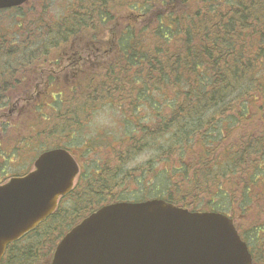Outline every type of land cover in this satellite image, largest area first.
Wrapping results in <instances>:
<instances>
[{
  "label": "trees",
  "instance_id": "1",
  "mask_svg": "<svg viewBox=\"0 0 264 264\" xmlns=\"http://www.w3.org/2000/svg\"><path fill=\"white\" fill-rule=\"evenodd\" d=\"M118 1L121 2L80 0L79 6L72 7V16L59 14L50 18L49 22L44 21L45 38L39 45H33L34 50H29V53L35 56L48 55L61 44L69 42L71 36L81 30L85 33L95 29L99 23L106 22L111 8ZM142 1L141 6L139 3L132 5L135 9H141V19L144 20L142 11L145 6L154 4L149 0ZM184 1L185 9L181 13L162 18L158 17L162 13L160 12L155 19L158 20L156 24L155 20H147L150 23V26H146L149 32H145V29L139 32L132 26L127 27V32L123 31L121 37L111 43L113 47L118 42L119 48L114 51L113 60L104 67V73L97 75L95 72H87L92 74L91 91L100 85L99 94L88 96L87 103L95 104L100 101L118 106L119 122L124 129L119 138L121 141H133L124 152L129 159L134 158H131V153L140 150L139 146L152 149L163 141L165 143L162 149L167 155L175 153L176 150L179 152L184 166L175 168V174L180 171L179 184H176L173 178L171 180L166 179V176L162 177L169 173L166 168L163 172L155 173L156 162L151 164V159L139 166L141 174L138 182H146L156 188L164 184L162 188H158L160 191L156 197L186 208L193 206L195 199L203 201L210 197L206 210L222 211L239 221L240 208L237 210L229 203L228 192L224 190L222 183H216L225 174L220 172L215 175L211 172L213 167L222 169L229 163L225 165L219 155L208 163L207 158L214 152L208 150L206 154L200 155L194 167L195 163L190 160L184 162L185 153L182 152V147L184 143L190 144L195 134H199L198 139L204 144L211 143L212 140L219 143V135L214 136L213 132L222 134L225 119L229 121L228 113L238 103L240 116L243 111L249 112L250 107L264 111V102H259L257 96L263 88L259 73L264 67V0H211L214 3L209 4L213 6L207 10L204 9L207 6V3H203L205 0H196L197 6L193 10L185 7L191 0ZM148 13L149 11L144 14ZM14 20L19 24L15 17ZM24 33L20 27L8 35L13 34V39L17 42ZM16 42L3 38L2 44L0 43V63L4 62L9 66L13 62L16 56V46L13 44ZM27 50L28 48H24L21 55ZM35 56L27 57L22 70L33 63L30 61ZM24 57H21V62ZM0 81H4L3 78H0ZM124 106L131 110V114L123 113ZM61 114L57 117L59 129H55V133L62 134L65 126L81 125L79 117ZM262 121L264 123L263 119ZM170 136L171 139H168ZM169 140L173 142L172 146L167 142ZM243 144L237 154V171L242 165H249L252 161L257 164V181L261 180L264 177V130L258 136L248 137ZM36 145V148L32 145H29V148L38 147L39 150H44L57 147L58 142L43 141L37 142ZM22 150L24 149L18 148L16 153L19 154ZM121 157L119 156L118 163L123 159ZM229 159L231 160V157ZM200 160L201 170L197 168ZM108 167L113 168L110 165ZM135 171H138V167L122 169L121 164L115 166V169L107 170L106 167L98 177L91 176L86 180L90 181L89 190H85V193L81 190L75 193L70 205H65L66 200L63 201L42 226L28 234L26 247H18L21 242L10 245L1 264H40L48 253L46 248L54 250L57 241L69 228L95 209L104 203L132 201L127 198V188L124 189L123 186L130 182V177ZM238 179L244 182L243 179ZM154 180L157 181L155 185ZM214 187L218 189L215 193L212 190ZM117 188L120 190L116 191ZM215 195L219 199L224 198L229 204L219 201L218 203L223 205L217 207L213 202ZM263 195L264 193H261L257 198L262 199ZM242 202V205H245L247 201ZM77 203L78 207L75 206ZM257 203V209H260V200ZM243 210H246V207ZM240 229L252 250L254 264H264V223H259L250 231L242 226Z\"/></svg>",
  "mask_w": 264,
  "mask_h": 264
},
{
  "label": "rangeland",
  "instance_id": "2",
  "mask_svg": "<svg viewBox=\"0 0 264 264\" xmlns=\"http://www.w3.org/2000/svg\"><path fill=\"white\" fill-rule=\"evenodd\" d=\"M142 2V0H121L120 3L119 1L114 3L106 22L99 23L93 30L85 33H82L84 30H81L80 33L72 35L73 43L69 41L68 44H61L57 49L51 51L47 60L42 58L39 61L33 62L32 66H28L24 70L22 69L25 66L27 57L35 56L31 55L29 50L33 51V45H39L43 38H45L44 21L49 22L50 18L59 14L72 16V7L74 5L79 6L80 0H31L21 6L19 10L9 9L0 13L1 44L5 37L10 42H16V39H13V34L8 35L9 32L14 33L20 27L25 32L19 41L13 44L16 46V56L13 58V62L9 66L4 62L0 63V78L4 80L0 81V98H4L0 99V114L7 112L13 102H16L19 98L22 99L21 103L17 106V110L20 108L18 113L21 112V115H16L15 118H0L1 148H4V150H0V166L5 167V170L8 169L9 172H19L24 166L17 165L28 161L26 166H28L27 171H29L34 168L33 162L36 156V152L33 151L36 149L28 147L29 142L17 143L19 148H26L25 152L22 150L21 153L17 154L14 148L16 141H8L3 137L4 135L16 140L20 137L18 136L19 134H14L15 131L25 129L28 132L31 130L30 141L37 138L50 143H53V141L62 142L63 137L72 135L71 143L75 147L77 146L76 150H82L80 151V163L85 173L76 177L74 182L76 191L69 198H66L65 205L72 203L75 193H79L80 190L85 193V190H89L88 183L90 181L87 182L85 180L87 174L90 175L89 170L92 173L98 170L104 172L106 167L107 170H110L115 169V166H120L121 164L122 169L131 166L138 167V171L133 172L132 177H130V182L123 186L124 189L127 188V198L132 201L155 198L156 194L160 191L159 189L164 185L162 184L158 189L152 184L150 185L146 182L142 184V182L137 181L141 174L139 166L145 164L150 159L152 160L151 164L154 161L156 162L154 166L155 173L163 172L166 168L169 173L162 177L166 176V179L171 180L173 178L176 184H179L180 171L175 174V168H182L184 166H182V159L177 150L175 153L167 155L166 151L162 149L165 141L158 143L152 149L141 145L138 147L140 150L136 153H131V158L132 156L134 158L129 159L127 153L124 154V152L133 144V141L128 139L121 141L119 138L123 134L124 129L119 122L118 106L115 107L109 103H101L100 101L95 104L87 103V97L99 94L100 89V85L98 84L97 88L91 91L92 74L89 75L87 72H95L97 75L104 73V67L113 60L114 51L119 48L118 42L113 47H111V43L116 42L127 27L131 28L132 26L137 31L145 29V32H149L146 26H150V23L147 20H155L158 17L163 18L170 14L175 16L176 13H181L185 9L183 7L185 4L184 0H149L154 5L148 4L150 9L148 6H145L142 11L144 15L143 20L141 19V9H135L132 5L133 3H139V6H141ZM211 2L214 3L211 0L203 2L207 3V6L204 8L205 10L212 8L213 4H209ZM195 6H197L196 0H191L188 5H185V7H189L191 10ZM147 11L149 13L144 14ZM160 12L162 13L158 16ZM14 17L19 24H16ZM157 21H154L155 24ZM27 27L28 32H26ZM28 45L29 47H27ZM24 48H28V50L24 55H21ZM22 56L25 57L21 62ZM79 56L82 58H77ZM82 59L83 61H81ZM76 64H79V68L75 71L73 65ZM259 76L261 86L264 88V67L260 71ZM263 88L260 94H257L259 97L258 101L261 103L264 102ZM81 101L85 103H81ZM4 102L6 103L5 106H3ZM239 105L240 103L228 113L227 117L229 121L227 122L225 119L222 134L217 131L213 132L214 136L219 135V143H217V140H212L211 143L204 144L198 139L199 134H195V138L190 143L191 145L188 143L183 144L182 152L185 153L184 162L190 160V162L195 163L194 167L197 161H199L197 159L200 158V155L206 154L208 150L209 152L214 151L207 158L208 163H211L213 158L215 156L217 158L218 155L223 159L222 161L225 162V165L227 162L229 163L222 169L216 168L217 166L213 167L211 172L215 175L220 172L221 174H225L216 183H222L224 190L228 192L229 203H232L233 207L237 210L238 207L240 208L241 214L239 216L241 219L239 221L236 220L238 225L250 231L255 229L259 223H264V195L262 199L257 198V195L264 193V181L262 180L264 177L257 181V164H253L252 161L249 165H242L237 171L239 167L237 154L241 151L240 148L244 146L243 143L248 137L258 136L264 130V123L262 121V119L264 120V111H259L256 107H250L249 112L243 111L241 113L242 116H240ZM78 107L81 109H78ZM125 107L123 108V113L126 115L131 114V110ZM70 111H74L75 113H70ZM59 113H67L69 117H79L78 120L81 122V125L65 126L63 127L62 134L55 133V129H59V124H57ZM10 122L12 124H9ZM7 125H18V127L16 126L17 129L10 127L8 131L4 132V128ZM51 126H53L52 136L49 132L45 133V130ZM202 132L204 133L205 129ZM200 134L202 135V133ZM168 139H171V136ZM167 142L172 146L173 142L171 140ZM167 146H169L168 143ZM177 147L180 149L179 145ZM11 148L14 149L10 150ZM28 150L30 153L27 155ZM119 156H122L123 159L118 163ZM229 157H231V160ZM11 159L19 161L16 164H9L8 162ZM4 162L7 163L4 164ZM109 165L113 168H109ZM201 165L200 160L197 167L199 170H201ZM4 176L6 174H3ZM92 176H96V174L93 173ZM237 177L243 179L244 182H240ZM156 183L157 181L154 180V185ZM119 190L117 188L116 191ZM212 190L214 193L218 191L217 187L212 188ZM248 191L249 193L247 194ZM217 197L215 195V200L213 201L217 204V207L223 205L222 203H218L219 201L227 205L229 204L224 198L221 197L219 199ZM209 200H211L210 197L203 201L195 199L196 205L194 204L189 208L198 211L206 210L208 209L206 208V204ZM242 200L249 203L245 202V205H242ZM258 200H260V209H257ZM75 206L78 207V203ZM244 207H246V210H243ZM52 250L53 248L51 250L48 247L46 248L48 253H46L44 260L40 264L50 263Z\"/></svg>",
  "mask_w": 264,
  "mask_h": 264
},
{
  "label": "water",
  "instance_id": "3",
  "mask_svg": "<svg viewBox=\"0 0 264 264\" xmlns=\"http://www.w3.org/2000/svg\"><path fill=\"white\" fill-rule=\"evenodd\" d=\"M28 0H0V10ZM37 169L0 184V261L9 243L33 230L73 187L79 165L69 151L48 150ZM51 264H253L233 220L190 211L162 198L101 206L59 241Z\"/></svg>",
  "mask_w": 264,
  "mask_h": 264
},
{
  "label": "flooded vegetation",
  "instance_id": "4",
  "mask_svg": "<svg viewBox=\"0 0 264 264\" xmlns=\"http://www.w3.org/2000/svg\"><path fill=\"white\" fill-rule=\"evenodd\" d=\"M70 42L72 43V40H70ZM66 44H68V42L66 43ZM47 57H49V55H37V56H35V57H33L32 58V60L30 61V62H36V61H39V60H41L42 58H44V59H46L47 60ZM76 58V57H75ZM77 58H79V59H81L82 57L81 56H79V57H77ZM81 61H83V59L81 60ZM33 64V63H32ZM79 64H76V65H73V68H74V70L76 71V69L77 68H79V66H78ZM28 66H32V65H28ZM28 66H26V67H28ZM27 99V98H26ZM19 100V101H18ZM16 102H13V104H12V106H10L9 108H8V111L7 112H2L1 114H0V118H2V119H8V118H12V117H14L15 118V116L16 115H21V112L20 113H18L19 112V110H20V108L17 110V106L21 103L20 101L22 100L21 98H19ZM6 104V103H5ZM5 104L3 105V106H5ZM16 110H17V112H16ZM23 116H24V114H23ZM45 118H46V116H45ZM13 121H15V120H13ZM9 124H12V122H10ZM7 126H9V125H7ZM7 126H5V128H4V132L5 131H7ZM15 126H17L18 127V125H15ZM14 125L12 126V127H15ZM31 131V130H30ZM30 131H25V129H23V130H20L19 132H18V136L20 137V138H18V139H16V140H13V139H11V138H8L6 135H4L3 137L4 138H6L8 141H16L15 142V144H14V148H15V150H17L18 148H19V146H17V143H26V142H29V144L30 145H32V147H35L36 148V143L37 142H43V140H39V139H35V140H31L30 141V138H31V136H30V134H31V132ZM36 131V130H35ZM50 133L51 134V136H52V132H53V126H51L49 129H46L45 130V133ZM14 134H16V133H14ZM71 138H72V135L70 136V135H66L65 137H63L62 138V144H65V147L67 148V149H69V151L72 153V155L74 156V158L76 159V161L78 162V164H79V167H80V171H79V174L78 175H81L82 173H85L84 172V170H83V168H82V165H81V163H80V151H82L81 149L80 150H76V147L73 145V143H71ZM1 141H2V139H0V144H2L1 143ZM22 141H24V142H22ZM14 148H11L10 150H12V149H14ZM20 149H24L23 150V152H25L26 151V148L24 147V148H20ZM34 151V150H33ZM28 152H30L29 150L27 151V155H28ZM35 152H36V150H35ZM83 152H84V150H83ZM83 155V154H82ZM25 157V156H24ZM19 160H21V158H19ZM19 160H11V164H16V163H18V161ZM27 163H28V161L25 163V162H23V163H19L17 166H20V165H23L24 167H22L21 168V170L19 171V172H17V173H11V174H7V173H5L6 174V176H4V177H0V183H3V182H6L7 181V179L9 178H11V177H13V176H21V175H25V174H27V173H29L32 169H30L29 171H27V169H28V166H26L27 165ZM27 171V172H26ZM89 173H90V175H88L87 174V176L85 177V180H88L89 178H91V176L93 175V173L94 174H96V177H98V175L101 173L99 170L98 171H96V172H91V170H89ZM77 175V176H78ZM76 176V177H77ZM93 177H95V176H93ZM8 179V180H9ZM6 180V181H5ZM76 191V186L75 185H73V188H72V190L69 192V193H67L64 197H62L61 198V202H63V201H65L66 200V198H69V196L71 195V194H73L74 192ZM59 205H60V199H59ZM45 221V220H44ZM44 221H42L36 228H39L40 226H42V224L44 223ZM28 236V234H26L23 238H21L19 241H17V242H15V243H19V242H21V243H24V244H19L18 245V247H26L28 244H27V242L29 241L28 239H29V237H27ZM15 243H12V244H15ZM11 244V245H12ZM10 246V245H9ZM8 246V247H9ZM7 252H8V248H7V250H6V253H5V255H4V257H3V259L2 260H4L5 258H6V256H7Z\"/></svg>",
  "mask_w": 264,
  "mask_h": 264
}]
</instances>
